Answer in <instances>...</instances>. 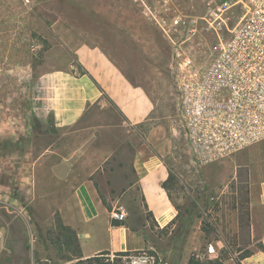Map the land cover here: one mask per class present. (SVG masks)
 Wrapping results in <instances>:
<instances>
[{
	"label": "rangeland",
	"instance_id": "rangeland-1",
	"mask_svg": "<svg viewBox=\"0 0 264 264\" xmlns=\"http://www.w3.org/2000/svg\"><path fill=\"white\" fill-rule=\"evenodd\" d=\"M210 13L208 0H173L167 7L157 0H0V264H110L108 252L79 258L74 232L58 211L66 195L62 191L73 179L63 180L62 172L57 176L52 167L75 147L70 137L59 139L61 131L52 126L50 115L41 116L35 95L40 66L62 40L59 29L67 31V42L85 40L101 46L149 90L156 104L137 140L166 159L165 187L177 214L171 224L155 228L139 193L131 190L121 203L127 224L145 239L141 250L155 254L157 264L237 262L251 250L246 247L248 172L234 167L238 150L213 162L195 163L184 137L176 59H208L207 46L230 34L224 24L217 34L204 19L194 34L183 25L175 32L170 24L177 14L187 20L206 19ZM227 15L224 20L232 29L242 17L241 4ZM201 42L207 45L198 46ZM179 45L185 52L180 56ZM255 144L264 145V140ZM252 145L240 150L246 152ZM261 150L264 153V147ZM132 152L130 144L117 149L106 169L108 177L127 173L132 179ZM211 244L215 258H209Z\"/></svg>",
	"mask_w": 264,
	"mask_h": 264
},
{
	"label": "crops",
	"instance_id": "crops-1",
	"mask_svg": "<svg viewBox=\"0 0 264 264\" xmlns=\"http://www.w3.org/2000/svg\"><path fill=\"white\" fill-rule=\"evenodd\" d=\"M59 30L62 40L47 52L38 71L35 99L41 116L50 115L52 126L61 131L59 139L70 137L75 147L52 167L57 176L62 172L63 180L73 179L57 205L60 218L75 233L83 260L106 252L141 250L144 237L126 220L112 219L110 211L124 208L121 202L136 190L155 228H164L175 219L177 211L165 187L169 179L166 159L137 140L156 104L149 90L129 77L101 46L85 40L67 42V31ZM127 144L133 147L132 179L127 173L108 177L106 169L115 160V152ZM263 147L255 144L233 155L235 169L244 167L248 172L246 247L251 250L237 262L228 259L223 264H264ZM210 246L214 253L209 258L217 257L215 247Z\"/></svg>",
	"mask_w": 264,
	"mask_h": 264
},
{
	"label": "built area",
	"instance_id": "built-area-1",
	"mask_svg": "<svg viewBox=\"0 0 264 264\" xmlns=\"http://www.w3.org/2000/svg\"><path fill=\"white\" fill-rule=\"evenodd\" d=\"M157 1L163 7L173 2ZM238 3L241 4L242 17L229 29L224 19L229 18V10ZM208 4L211 7L208 18L191 16L182 20L177 14L170 24L175 32L181 31L183 25L194 34L199 31V20L204 19L217 34L223 24L230 34L226 40L207 46L211 51L208 59H176L184 137L193 161L200 164L213 162L264 140V0H222L219 3L208 0ZM222 14H225L224 18ZM218 18L220 21L216 22ZM158 24L162 31H167L165 25ZM206 45L198 44L200 47ZM178 48L181 49L179 56L185 54L181 45ZM110 216L124 221L126 211L117 206L110 211ZM209 253H214L212 247ZM114 258L118 264L158 262L155 254L145 250L111 253L110 264H114ZM212 264L221 263L213 261Z\"/></svg>",
	"mask_w": 264,
	"mask_h": 264
},
{
	"label": "trees",
	"instance_id": "trees-1",
	"mask_svg": "<svg viewBox=\"0 0 264 264\" xmlns=\"http://www.w3.org/2000/svg\"><path fill=\"white\" fill-rule=\"evenodd\" d=\"M248 224V212H247V219H246V225ZM74 236H75V233H74ZM75 239H76V237H75ZM118 254H123V253H118ZM127 254V253H126ZM190 264L192 263V260H190V262H189ZM213 263V261L212 260H210V261H207V264H212Z\"/></svg>",
	"mask_w": 264,
	"mask_h": 264
}]
</instances>
